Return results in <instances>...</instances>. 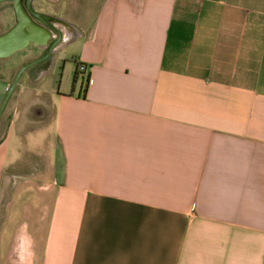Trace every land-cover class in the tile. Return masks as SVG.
Returning a JSON list of instances; mask_svg holds the SVG:
<instances>
[{
  "label": "crops",
  "instance_id": "obj_1",
  "mask_svg": "<svg viewBox=\"0 0 264 264\" xmlns=\"http://www.w3.org/2000/svg\"><path fill=\"white\" fill-rule=\"evenodd\" d=\"M32 7L59 35L0 59V104L43 59L0 117L11 264H263L264 0ZM66 48L88 83L62 91Z\"/></svg>",
  "mask_w": 264,
  "mask_h": 264
},
{
  "label": "water",
  "instance_id": "obj_2",
  "mask_svg": "<svg viewBox=\"0 0 264 264\" xmlns=\"http://www.w3.org/2000/svg\"><path fill=\"white\" fill-rule=\"evenodd\" d=\"M33 1L34 0H25L23 3V0H0V3H13V12L15 16L13 26L6 32L0 34V59L9 58L13 54L28 48L30 45H34L41 49L46 48L52 38V34L59 35L57 28L52 26L48 21L52 18L42 15L33 9ZM35 20L41 22L45 27L36 24ZM55 43L56 42L51 44L48 49V53L49 51L53 50L56 45ZM42 61L43 59L36 60L21 67L17 71L8 91L6 92V95L0 104V117L23 72L28 68L41 63Z\"/></svg>",
  "mask_w": 264,
  "mask_h": 264
},
{
  "label": "rangeland",
  "instance_id": "obj_3",
  "mask_svg": "<svg viewBox=\"0 0 264 264\" xmlns=\"http://www.w3.org/2000/svg\"><path fill=\"white\" fill-rule=\"evenodd\" d=\"M6 7H9V8H6ZM10 8H11V3H7V4L6 2L0 3V16H1L0 17V32L12 26L11 24L12 20L8 12ZM30 50H32L31 47L23 51L17 52L16 54H14L8 59L2 60V65L14 64L20 61L25 56V54ZM59 55L60 57L62 56L61 59H65V60H63L60 63L59 68H55L48 76L42 78V81L53 84L54 86H58L59 83L61 82L60 89L62 91H69V89L72 86L73 76H74L73 74L74 65L72 62L73 57L71 54V49L66 48ZM4 230L5 229L3 228L0 231V264H11L12 254H14L13 249L15 248V244L17 240L13 239L12 235L10 233H6ZM4 236H8V240H6Z\"/></svg>",
  "mask_w": 264,
  "mask_h": 264
},
{
  "label": "built area",
  "instance_id": "obj_4",
  "mask_svg": "<svg viewBox=\"0 0 264 264\" xmlns=\"http://www.w3.org/2000/svg\"><path fill=\"white\" fill-rule=\"evenodd\" d=\"M77 70L79 71L80 75L84 78L82 81L87 84L88 83V80H87V76L85 77L84 67L78 65L77 66Z\"/></svg>",
  "mask_w": 264,
  "mask_h": 264
},
{
  "label": "trees",
  "instance_id": "obj_5",
  "mask_svg": "<svg viewBox=\"0 0 264 264\" xmlns=\"http://www.w3.org/2000/svg\"><path fill=\"white\" fill-rule=\"evenodd\" d=\"M77 66H78V65H76L75 72H74V76H73V82H74V83H75V81L77 80V77H78ZM263 264H264V263H263Z\"/></svg>",
  "mask_w": 264,
  "mask_h": 264
},
{
  "label": "flooded vegetation",
  "instance_id": "obj_6",
  "mask_svg": "<svg viewBox=\"0 0 264 264\" xmlns=\"http://www.w3.org/2000/svg\"><path fill=\"white\" fill-rule=\"evenodd\" d=\"M24 1H25V0H23V3H24ZM35 21L39 22L38 20H35ZM52 43H53V42H51V44H52ZM51 44H49V46L46 47V51H48V49H49V47L51 46ZM54 48H55V47H54ZM54 48H53V49H54ZM38 60H39V59H38Z\"/></svg>",
  "mask_w": 264,
  "mask_h": 264
}]
</instances>
